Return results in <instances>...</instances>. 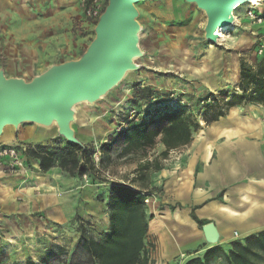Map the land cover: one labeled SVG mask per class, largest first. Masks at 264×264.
I'll return each instance as SVG.
<instances>
[{
    "label": "crops",
    "instance_id": "obj_1",
    "mask_svg": "<svg viewBox=\"0 0 264 264\" xmlns=\"http://www.w3.org/2000/svg\"><path fill=\"white\" fill-rule=\"evenodd\" d=\"M32 1L35 2L0 0L1 36H11L19 21L25 25L26 21L35 20V12L29 7L27 9ZM25 3L24 8L22 5ZM260 4L264 11V1ZM20 10H26V13ZM88 20L87 25L94 30V20ZM43 21L52 22L51 19ZM32 27L29 28L32 30L29 35L36 34ZM4 45L9 46L7 42ZM32 50L34 54V48L26 47L21 51L25 54L22 55L23 65L34 64ZM242 55L241 52L232 53L231 63H224V75L208 85L209 93L216 90L229 93L227 99L233 104L229 106L228 113L219 120L199 126L193 132L191 142L171 149L167 156L161 154L165 150L161 142L146 156H141L139 152L126 153L115 161L118 164L129 159L119 168V172L124 173L120 178L109 176L101 181V178L95 177L93 185L90 177L86 182L78 181L79 177L68 175L59 166L42 172L39 160L27 155L29 167L26 165V175H10L5 174V171L8 172L7 162L3 159L4 162L0 163L1 223L69 224L78 214L84 220L106 229L109 225V213L106 211L109 187L120 181L153 195L148 204L143 202L148 223L145 244L149 264H264V250L255 249L251 240L247 242L251 235L264 230V105L241 103L234 97L241 93V59L256 65V61L243 59ZM17 65L0 62V67L8 76L21 75L8 71L16 70L20 67ZM191 92L195 94L193 90ZM90 117L96 118L99 114L84 108L77 111L74 128L83 144L92 142L87 133L89 129L100 130L102 127L103 120L90 121ZM105 123L104 131L108 134L110 130L109 134H114V131L111 132L112 124ZM40 127L21 125L19 129L4 130L0 147L16 146L22 152L26 146L36 149L43 144L52 147L63 145L61 140L57 141L56 125ZM126 131L130 132V129ZM103 137L97 143L107 139ZM146 161L151 163L149 171H145L147 180L144 183L134 182L144 173L139 166ZM25 176L33 180L30 187H23L26 185ZM152 186L155 187L150 188ZM99 194L103 201L98 199ZM35 214L41 216V220ZM197 219L204 223L200 224ZM209 222L215 223L221 234L217 244H208L203 237L202 227ZM247 245L248 249L241 250Z\"/></svg>",
    "mask_w": 264,
    "mask_h": 264
},
{
    "label": "rangeland",
    "instance_id": "obj_2",
    "mask_svg": "<svg viewBox=\"0 0 264 264\" xmlns=\"http://www.w3.org/2000/svg\"><path fill=\"white\" fill-rule=\"evenodd\" d=\"M22 6L25 8L26 3ZM28 7L30 11L35 12V20L26 21L25 25L23 21L21 23L19 21L18 28L11 36L0 35V62L10 66L18 64L17 66L20 67L16 70H8L9 73L14 71L21 74L16 76L30 79L54 63L79 57L95 35L94 30L87 25L89 17L78 0H35L27 6V9ZM137 7L140 13L138 20L142 26L140 46L144 52V55L137 60L139 69L130 72L101 100L94 104L83 102L76 108L77 111L80 108L91 112L97 111L99 117H90V121L103 120L100 130L96 128L87 131L92 138V142L88 145L95 151L100 152V146H97L100 143L97 142L102 136L108 138L109 135H113L109 134L110 130L108 134L106 130L104 131L105 122L109 126L112 124L111 132L118 134L119 127L125 129L133 122H143L146 118L157 117L160 114L158 110L150 112L146 107L155 103L152 99L139 100L137 103L133 101L137 86L150 85L154 88L153 96L163 99L172 92H183L190 99L203 97L210 92L209 83L224 75L226 71L224 63H231L232 53L235 55V52H241L243 54L241 58L254 63L260 58L258 47L264 40V29H262L264 27L259 28L261 25L252 22L246 16L248 3L242 4L235 10L237 23L233 28L225 31L226 39L219 44L204 37L206 15L195 4L187 3L185 0H147L139 2ZM45 8H48V11H45ZM26 10L20 11L26 13ZM43 18L51 19L52 22L43 21ZM93 22L96 24L97 20ZM27 25L35 29V35H29L32 30ZM4 42L9 46L4 45ZM25 46L35 50L34 54L32 50L33 56L31 55L34 64L29 63L28 66L23 65L22 60V55L25 54L21 51L26 48ZM15 48L18 50L16 51ZM191 90L194 91V95ZM218 92L221 91L216 90L213 93L218 94ZM191 103L193 109L189 114L195 120H199L200 124V121H203L201 113L199 114L194 108L195 100H191ZM132 109L146 113L145 118L132 122L129 118ZM23 125L38 126L33 123ZM9 128L13 127H7L5 130ZM60 138H62L60 143L64 145L67 140L61 136ZM2 140L3 136L0 137V142ZM29 149L30 147L26 146V149L20 153L25 156ZM127 160L129 159H124L118 164L114 162L108 170L101 169L98 176L102 179L109 176L120 178L119 176L124 173L123 171L120 173L119 168L123 167ZM3 162L4 160L0 159V163ZM25 164L29 167V164L26 162ZM25 173L10 174L5 171V174L10 175ZM24 179L26 180H19L26 183L25 186L22 185L23 187L33 185L32 178L25 176ZM81 180L86 182L84 177L78 178V181ZM150 182L153 183L154 180ZM34 216L41 220V216L36 214ZM1 220L0 217V264H44L47 252L53 245H62L72 250L81 236L82 228L98 239L102 230L96 224L87 222L82 224L80 221H72L69 224H2Z\"/></svg>",
    "mask_w": 264,
    "mask_h": 264
},
{
    "label": "trees",
    "instance_id": "obj_3",
    "mask_svg": "<svg viewBox=\"0 0 264 264\" xmlns=\"http://www.w3.org/2000/svg\"><path fill=\"white\" fill-rule=\"evenodd\" d=\"M107 1L105 0V6ZM239 87L241 93L235 94L234 97H237L241 103L264 105V54L256 60V65L241 59ZM153 95L152 86H137L133 101L135 103L139 100L150 101ZM207 96H213L216 102L201 105V100L203 97L206 99ZM203 97H194L190 100H195L194 108L199 114L201 113V119L205 124L225 116L229 106L233 104L232 100L227 99L229 97L227 91L218 94L212 92ZM183 112H185L183 109L158 112L160 114L157 117L150 116L151 118L139 123L132 121L130 126L122 129L118 134L109 135L106 141L100 143V168L96 166L93 158L95 150L88 144L79 145L65 141L62 146L41 145L39 148L27 150L26 155L39 160L42 172L59 166L70 176L83 177L87 174L94 185L96 183L94 178H101L98 176L101 169L108 168L128 152L131 154L139 152L141 156H146L158 142H161L165 145V150L161 154L167 156L171 149L191 142L193 132L200 126L199 120ZM129 129L130 132H127L126 130ZM57 138V141L62 139L60 136ZM139 168L144 173L133 181L144 183L148 178L145 171H149L151 163L146 161ZM101 181L105 180L101 178ZM98 199L103 201L101 194L98 195ZM143 202L139 189L123 183L110 184L109 197L106 201L109 225L104 229L100 224H96L102 229L99 232L100 238L96 239L82 228L81 236L72 250L62 245H53L47 252L44 264H149L150 259L145 244L148 223ZM73 221L93 224L78 214ZM197 221L200 224L204 223L198 219ZM250 240L253 241L251 243L255 245V249L264 250V230L251 235L247 242L250 243ZM248 247L247 245L241 250H246Z\"/></svg>",
    "mask_w": 264,
    "mask_h": 264
},
{
    "label": "water",
    "instance_id": "obj_4",
    "mask_svg": "<svg viewBox=\"0 0 264 264\" xmlns=\"http://www.w3.org/2000/svg\"><path fill=\"white\" fill-rule=\"evenodd\" d=\"M144 1L108 0L93 39L77 58L54 63L30 79L8 76L0 67V137L7 127L19 129L24 123L56 125L59 136L83 145L74 128L75 106L96 103L139 69L137 60L144 52L137 4ZM185 1L205 13L204 37L215 43L217 30L234 25L235 10L252 0ZM202 231L206 243L219 242L221 234L215 223L203 225Z\"/></svg>",
    "mask_w": 264,
    "mask_h": 264
},
{
    "label": "built area",
    "instance_id": "obj_5",
    "mask_svg": "<svg viewBox=\"0 0 264 264\" xmlns=\"http://www.w3.org/2000/svg\"><path fill=\"white\" fill-rule=\"evenodd\" d=\"M81 5L84 7L87 16L91 19L97 20L100 14L103 12L105 7V0H78ZM261 2V1H260ZM260 2L250 1L248 3V7L246 9V16L250 18L252 22L257 23L258 25L264 26V11L261 10ZM236 17V16H235ZM258 52L260 55L264 54V40L260 42L258 47ZM152 101L155 102L153 105H147L146 107L150 112L152 110L158 109V112L163 111H172L176 109H183L190 113L193 109V105L191 103L190 98L187 94L181 93H170L166 96V98H159L158 96H153ZM215 98L213 96H207L205 99L201 100L200 104L205 105L206 103H215ZM146 113L142 111H137L136 109L130 110L129 118L131 121L139 120L140 118H145ZM205 122L200 121V124H204ZM123 128L119 127L118 131H121ZM100 157L101 154L99 150H96L93 153V158L97 167L100 165ZM0 159H4L7 162V170L10 174H21V172L25 173L28 168L25 164V161L20 154L19 149L16 146H1L0 147ZM84 179L88 181V175L85 174ZM141 195L143 196V201L148 204L150 202L151 196H153L150 192L141 191Z\"/></svg>",
    "mask_w": 264,
    "mask_h": 264
},
{
    "label": "bare ground",
    "instance_id": "obj_6",
    "mask_svg": "<svg viewBox=\"0 0 264 264\" xmlns=\"http://www.w3.org/2000/svg\"><path fill=\"white\" fill-rule=\"evenodd\" d=\"M252 1H256V2H260V1H262V0H252ZM237 23V17H235V20H234V24H236ZM229 28H233V25L232 26H230V27H227V28H220V29H218L217 30V34H218V39H217V41L215 42V43H217V44H219L220 42H223L225 39H226V34H225V31L227 30V29H229ZM232 73V72H231ZM231 77V76H230ZM220 86H221V84H220ZM211 87H213V85L211 86ZM213 89V88H212ZM216 89V88H215ZM83 103V102H82ZM80 104V103H79ZM78 105V104H77ZM76 105V106H77ZM76 106H75V108H76ZM85 193V192H84ZM87 193V192H86Z\"/></svg>",
    "mask_w": 264,
    "mask_h": 264
}]
</instances>
